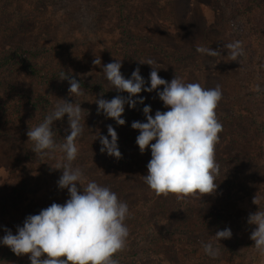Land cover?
I'll return each mask as SVG.
<instances>
[{"label": "rangeland", "instance_id": "rangeland-1", "mask_svg": "<svg viewBox=\"0 0 264 264\" xmlns=\"http://www.w3.org/2000/svg\"><path fill=\"white\" fill-rule=\"evenodd\" d=\"M42 6L49 9H45L39 17H30L24 24L17 21L21 16L19 13L0 15V56L11 47L21 46L20 43L26 40L23 45L33 49L37 47L43 58L33 59L42 66L38 77L30 75L19 62L0 68V187L8 189L4 197L10 207L7 224L13 235L17 234V226H23L26 217L39 214L42 209L58 201V189L49 191L48 182H58V171L61 169L55 167L64 162V153L57 149L46 155L35 154L26 133L28 129L38 126L62 99L80 104L82 108L83 133L76 141L79 149L77 157L91 162L94 153L88 149L90 143L95 144L100 157L107 154L100 151L102 145L99 137L108 136V125L115 129L118 138H125L120 128L123 125H118L102 112L98 114L95 103L97 99L111 100L117 95L111 94L108 98L97 93L73 96L68 92V80H58L60 75L57 70L74 74L80 72L85 79L96 81L100 76H105L104 65L115 60H121L122 64L123 54L128 48V52L134 54L133 64H138L131 68L132 72L139 67L140 74L149 76L152 67L139 61L152 59L156 62L153 66L158 68V75L169 82L176 76L185 83H199L205 88L220 85L222 95L229 92L232 101L221 99L216 114L226 113L229 109L235 113L246 110L252 116L260 114L261 121L264 120V28L257 29L254 25L264 20V8L248 12L244 0H54L53 4L48 2L40 5V8ZM248 16L252 22L248 21ZM236 41L242 42L243 55L233 60L231 50L225 45ZM198 47L213 49L219 54L211 56L199 53ZM159 50L169 55L190 50L193 56L183 66H177L174 59L162 56ZM95 59H100L101 64L95 65ZM259 66L263 70L253 69ZM259 75L260 79L257 78ZM158 90L162 91L163 86ZM119 94L128 97L126 92ZM160 107L164 110L163 102ZM129 112L130 107L125 104L121 118L127 120ZM236 123L234 126L237 128ZM52 127L56 143L62 144L64 137L70 134L67 115L55 121ZM231 130L232 126H229L224 131L228 133ZM108 139L111 140V137L108 136ZM259 139L262 150L258 159L256 156L258 162L261 158L257 167L258 174L264 176V139ZM227 150L232 151L233 147L227 146ZM232 157L233 161L228 163L229 172L224 171L226 176L230 174V179L223 178L215 194L185 200L171 196L167 209L160 210L164 212L161 217L163 225H173L175 217L178 221L174 224H180V219H185L188 225H198V229H201L199 235L203 238L202 246L217 241L215 237L210 240L209 235L214 236L225 228L231 229L234 239L217 241L220 242L217 258L205 254L204 248L198 249L196 256L186 249L192 254L190 260L188 256L182 258L187 264H264V256L255 249L250 239L255 225L247 222L249 214L264 210L263 207L254 208L251 202L255 196L262 192L264 194V179H259V184L255 183L253 180L255 177L257 179V169L241 168L236 164L238 154ZM243 176L253 179L250 184H256L249 187L247 192L241 187ZM229 198H234V201L228 208L226 202ZM148 199L150 196L141 202L143 205L137 211H148ZM176 206L182 207L181 218L174 209ZM213 209L221 210L223 216L220 219L212 217ZM150 212L159 214V211ZM0 215L2 221L4 216L2 213ZM137 217L133 223H127L129 234L135 230L134 238L142 242L137 249L140 257H136L134 263L181 264L179 258L171 253V246L163 245L161 240L165 236L152 234L149 228L141 230ZM166 218H169V222H166ZM198 220L209 224L201 226ZM179 228L182 226L179 225ZM195 231L192 230L193 233ZM130 260L132 258L126 257L119 264H130ZM0 264L31 262L28 255H22L12 263Z\"/></svg>", "mask_w": 264, "mask_h": 264}, {"label": "clouds", "instance_id": "clouds-1", "mask_svg": "<svg viewBox=\"0 0 264 264\" xmlns=\"http://www.w3.org/2000/svg\"><path fill=\"white\" fill-rule=\"evenodd\" d=\"M231 50L232 59L243 55L242 42L236 41L225 45ZM197 52L216 56V50L198 47ZM152 67L150 87H145V80L137 67L126 79L121 72V60L103 66L106 79L117 92H126L128 97L117 95L111 100L97 99V113L101 112L114 119L118 125H124L122 114L125 104L135 108L143 104L144 98L133 99L142 91L153 92L163 86L157 95L167 111L157 110L150 115L151 107L145 105L143 113L147 122L134 121L133 129L139 130L136 144L143 154L151 149V159L147 164L144 182L156 196L174 195L178 200L201 199L205 195L215 194L220 166L215 158V145L219 142V133L223 126L216 114L222 99L220 85L205 88L199 83H185L174 77L170 82L158 75V68L152 59L139 61ZM101 64L100 59L93 61ZM60 80L69 82V94L83 95L80 82L74 77L61 73ZM82 108L62 99L44 120L26 135L34 145L35 154L46 155L59 149L64 153V162L55 169H62L58 180L60 189H67L69 199L63 204L52 203L39 214L26 217L23 226H17V234L5 230L0 243L9 247L17 256L28 255L31 264H119L117 253L126 248L129 228L125 223L129 216L126 202L107 186L95 181H87L79 167H73L78 156L77 139L83 133L81 124ZM67 115L70 134L64 137L62 144H57L53 124ZM108 136H100L101 153L107 152L116 159L122 158L117 140L118 134L107 126ZM153 141H155L153 143ZM79 186V187H78ZM258 204V197L253 198ZM248 224L255 225L250 234L255 249L264 256V210L249 214ZM217 241L230 239V228L217 231ZM204 252L212 258L219 256V248L212 243L203 245Z\"/></svg>", "mask_w": 264, "mask_h": 264}, {"label": "trees", "instance_id": "trees-1", "mask_svg": "<svg viewBox=\"0 0 264 264\" xmlns=\"http://www.w3.org/2000/svg\"><path fill=\"white\" fill-rule=\"evenodd\" d=\"M5 1L4 5L2 3ZM122 0H119L121 2ZM48 2H54L48 1V0H0V15H5L9 13V16H13L16 14L21 15L17 21L19 24H24L30 17L32 16H40L42 12L45 11V9H49L48 6H45L40 8V5L48 4ZM245 4V10L248 12L253 13L254 11L258 9L264 8V0H244ZM13 10V11H12ZM128 16L129 13H128ZM248 21L252 22V19L248 16ZM257 24H254L257 29L263 30L264 28V20L257 21ZM255 32H258V30H255ZM21 46L19 47H11L9 48L2 56H0V68L7 67L9 65L15 64V62H19L20 65L25 68L28 72H30V75L38 77L39 73L42 71L41 65L36 64V62L33 59H43L41 50H38L36 48H31L29 45H23L26 44V40L22 41ZM129 49H125V53L123 54L122 59V67L121 69H124L123 76L126 79L131 78V68L135 67L138 64L135 63L134 54L131 52H128ZM185 50H182V52H177L176 54H167L163 50H159L160 54L170 60L174 59L175 65L177 66H183L185 61H188L189 57H192L193 54L190 52V50H187L188 52H184ZM224 54V52H223ZM45 66V63H43ZM125 65V66H124ZM135 65V66H134ZM128 67V68H126ZM149 67V66H148ZM258 68L259 70H263L261 66L254 67L253 69ZM46 73V72H45ZM58 76H61V73H64L66 76L74 77L77 79L78 82H80L81 90L84 94H92L97 93L105 98L111 97V94L113 95H120L119 93L123 92H117L111 83L106 79V76H100L98 80L92 81L90 79H85L84 74L79 73H69L66 71L58 72ZM126 74V75H124ZM47 75V74H46ZM144 80H145V87H150V75L144 77V75L140 74ZM60 76L58 78H60ZM258 79L261 78L259 75L257 77ZM60 80V79H58ZM263 80H264V73H263ZM64 81V80H61ZM157 91L155 90L151 93L142 91L139 95V97H133V99H139L140 97L144 98V103L140 104L137 103L135 108H130V117L125 120V124L120 127L125 135L124 139L118 138L117 144L119 151L122 154V158L116 159L113 156H109L108 154H105L104 156L100 157L99 152L96 150V146L93 143H90L88 145V149L94 153V156L91 160V162L87 159H81L79 157L76 158L75 161H73V167H79L83 171V175L86 178L85 184L87 181H95L101 186H107L111 189V191L115 192L118 195V198L126 202L129 208V216L126 219L125 223L131 224L134 222V218L136 215L138 217L136 218V221L141 222V230L145 228H149L151 230L152 234H162L165 236V238L161 241H163V245L171 246V253L174 254L179 260L181 261V264H187L184 259L188 256L191 258L192 254L193 256H196L198 253V249H203L202 246V239L201 235H199L201 229H198V225L191 226L186 224L185 219H180V224H174L177 223L178 219L175 217L173 225L170 223L168 225L161 224L163 222V218H161L164 214L163 209H167L169 206V199L171 196L168 197L164 196H156L155 193L150 190L149 186L144 182L143 176L147 175V164L151 159V149L148 148L145 150V152L142 154L139 150L138 145L136 144V138L139 135V130L133 129L131 127L132 123L134 121H140V122H147L146 117L143 113V108L145 105H149L151 107V113L153 117L155 116V112L157 110L160 111H167L168 109L164 106H162V102L160 101ZM224 93V92H223ZM121 96V95H120ZM116 97V96H115ZM222 99H225L226 101H232V98L230 96V93L226 91V95H222ZM220 102V101H219ZM232 102H230L231 104ZM224 105V104H223ZM224 114V115H222ZM261 115H255L252 116L249 114L246 110H241L240 112L235 113L232 109L228 110L226 113L220 114V112L217 113V118L219 122L223 126L222 132H220L219 135V142L215 145V158L217 163L220 166V171L217 176L216 182L218 184V187L221 186V181L223 178L230 177V174L226 176L224 174V171L229 172L228 163L233 161V154H238V159L236 160V164L241 165V168H256L257 169V179L254 178L253 181H256L255 183L259 184L262 179H264V176H260L261 173L258 174V167L261 163V158L259 159V152L262 150L261 141H259V138L264 139V120L261 121ZM237 121L236 125L237 128L234 126L235 122ZM232 126L233 130L231 132H226L224 130L227 129V127ZM66 131V130H65ZM67 132V131H66ZM70 133V131H68ZM98 136V135H97ZM225 136V138H224ZM224 138V139H223ZM110 139V138H109ZM155 141H153L154 143ZM31 145L32 142L30 141ZM227 146L233 147L232 151L227 150ZM99 150V149H98ZM29 152V151H28ZM107 153V152H106ZM257 156V159H256ZM226 167H225V165ZM25 167V166H23ZM104 170H102V169ZM24 169V168H23ZM227 169V170H225ZM109 171V172H107ZM264 171V169H262ZM56 173V171L54 172ZM62 176V169L60 172L58 171V180ZM243 176L241 178V187L244 189V191L250 190L249 187H255L256 184H250L252 180L249 178H244ZM230 179V178H229ZM240 179V178H239ZM261 179V180H259ZM259 180V181H258ZM262 180V184H263ZM50 185L51 192H55L56 189H58V201H54L53 203L63 204L69 199V193L67 189H60L58 187L57 182H48ZM79 187V186H78ZM56 188V189H55ZM7 188H1L0 187V213L3 214L4 218L2 221H0V240H2V237L6 234V229L9 230V225L7 224V221H9L8 217L10 216V207L8 204V201L4 197L5 192L7 191ZM148 199V204L146 205V209L148 211L146 213L139 212L141 208V202H143L144 199ZM175 197V196H174ZM234 197V196H233ZM258 197V204H254L255 207H263L264 209V194L263 192L261 195L256 196ZM246 198H248L246 196ZM234 198H229L226 203H228V208L231 207V203H233ZM250 201L252 200L249 198ZM253 202V201H251ZM225 203V202H224ZM176 203H173V205ZM167 206V207H166ZM175 211L179 212L180 218L182 207L176 206ZM159 211V214H153L150 211ZM163 212V213H162ZM212 217L215 218H221L223 215H221V210L219 209H213L211 211ZM148 216V217H147ZM160 217V219H159ZM2 216L0 215V219ZM169 218H166V222ZM239 220V219H236ZM198 223L203 226L205 223H208L207 221L198 220ZM209 224V223H208ZM178 225V226H177ZM179 225L182 226V228H179ZM184 225V226H183ZM180 229V230H179ZM196 230L194 233L192 230ZM237 230L235 229L234 232ZM135 236V230L131 231L127 238V244L126 248L117 253L114 257L118 261L125 260L126 257L132 258L130 260V264H136L134 262L136 257H140V254H138V247L142 243L141 241H137V239L134 238ZM176 237V238H173ZM213 235H209V239H213ZM231 240L234 239L233 237L230 238ZM229 239V240H230ZM157 240V239H156ZM152 241V240H151ZM160 241V242H161ZM153 243V242H152ZM222 243V242H221ZM227 244L230 242L227 240ZM232 243V242H231ZM214 247L218 248L220 246V242H214L212 243ZM186 249H189L191 255L189 254ZM195 249H197L195 251ZM128 250V253L126 251ZM195 251V252H194ZM20 256H17L15 253L11 251V249L2 243H0V263H6V262H13L14 259H17ZM137 259V258H136ZM139 259V258H138ZM190 260V259H189ZM19 261V260H17ZM16 261V262H17ZM188 261V260H187ZM196 260L195 262H197ZM120 263V262H119Z\"/></svg>", "mask_w": 264, "mask_h": 264}]
</instances>
